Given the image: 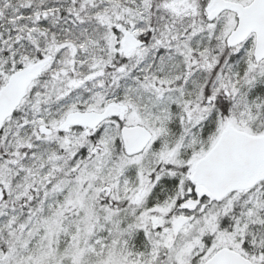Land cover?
Listing matches in <instances>:
<instances>
[{"label": "snow or ice", "instance_id": "obj_1", "mask_svg": "<svg viewBox=\"0 0 264 264\" xmlns=\"http://www.w3.org/2000/svg\"><path fill=\"white\" fill-rule=\"evenodd\" d=\"M0 264H264V0H0Z\"/></svg>", "mask_w": 264, "mask_h": 264}]
</instances>
